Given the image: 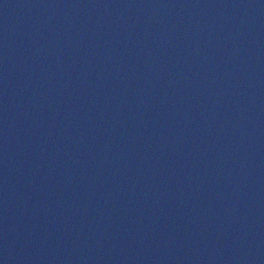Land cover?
Returning <instances> with one entry per match:
<instances>
[{
    "label": "water",
    "instance_id": "water-1",
    "mask_svg": "<svg viewBox=\"0 0 264 264\" xmlns=\"http://www.w3.org/2000/svg\"><path fill=\"white\" fill-rule=\"evenodd\" d=\"M0 264H264V0H0Z\"/></svg>",
    "mask_w": 264,
    "mask_h": 264
}]
</instances>
